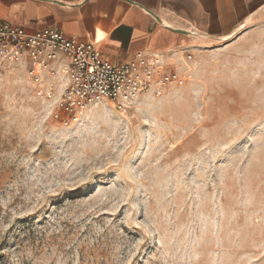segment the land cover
Instances as JSON below:
<instances>
[{"label": "rangeland", "instance_id": "1", "mask_svg": "<svg viewBox=\"0 0 264 264\" xmlns=\"http://www.w3.org/2000/svg\"><path fill=\"white\" fill-rule=\"evenodd\" d=\"M181 61L70 124L0 64V264H264V26Z\"/></svg>", "mask_w": 264, "mask_h": 264}, {"label": "crops", "instance_id": "2", "mask_svg": "<svg viewBox=\"0 0 264 264\" xmlns=\"http://www.w3.org/2000/svg\"><path fill=\"white\" fill-rule=\"evenodd\" d=\"M0 20L92 41L113 63L163 51L178 68L184 53L223 50L264 26V0H0Z\"/></svg>", "mask_w": 264, "mask_h": 264}, {"label": "built area", "instance_id": "3", "mask_svg": "<svg viewBox=\"0 0 264 264\" xmlns=\"http://www.w3.org/2000/svg\"><path fill=\"white\" fill-rule=\"evenodd\" d=\"M166 57L159 50L139 51L113 63L103 59L92 41L66 36L54 27L30 32L0 20V64L24 62L36 95L52 103L53 116L64 124L79 121L98 102L125 110L144 93L158 94L170 84L184 83L186 77ZM184 57L190 60L192 54ZM59 72L62 84L47 80Z\"/></svg>", "mask_w": 264, "mask_h": 264}, {"label": "bare ground", "instance_id": "4", "mask_svg": "<svg viewBox=\"0 0 264 264\" xmlns=\"http://www.w3.org/2000/svg\"><path fill=\"white\" fill-rule=\"evenodd\" d=\"M140 97H141V96H140ZM140 97H139V98H140ZM139 98H138V99H139ZM99 103H102V102H98V103H96V104L91 105L90 107H88V108L85 110L84 115L87 114V112H86L87 110L89 111L93 106H95V105H97V104H99ZM104 103H106V102H104ZM84 115H83V116H84Z\"/></svg>", "mask_w": 264, "mask_h": 264}]
</instances>
